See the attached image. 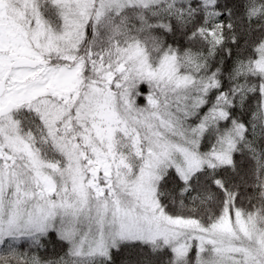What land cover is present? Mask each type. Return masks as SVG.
I'll return each mask as SVG.
<instances>
[{
  "label": "snow or ice",
  "instance_id": "snow-or-ice-1",
  "mask_svg": "<svg viewBox=\"0 0 264 264\" xmlns=\"http://www.w3.org/2000/svg\"><path fill=\"white\" fill-rule=\"evenodd\" d=\"M0 264H264V0H0Z\"/></svg>",
  "mask_w": 264,
  "mask_h": 264
}]
</instances>
